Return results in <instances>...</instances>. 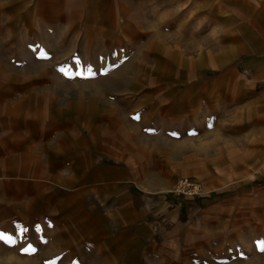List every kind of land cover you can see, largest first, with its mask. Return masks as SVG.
<instances>
[{
  "label": "crops",
  "instance_id": "1",
  "mask_svg": "<svg viewBox=\"0 0 264 264\" xmlns=\"http://www.w3.org/2000/svg\"><path fill=\"white\" fill-rule=\"evenodd\" d=\"M0 233V264H264V0H0Z\"/></svg>",
  "mask_w": 264,
  "mask_h": 264
},
{
  "label": "rangeland",
  "instance_id": "2",
  "mask_svg": "<svg viewBox=\"0 0 264 264\" xmlns=\"http://www.w3.org/2000/svg\"><path fill=\"white\" fill-rule=\"evenodd\" d=\"M159 52H161L160 49H156ZM140 63L139 64H135V65H131L128 66L126 68H112V67H108L106 69H100V68H90L92 70L93 73H95V75H89L91 78L98 79V81H94V85L92 90H86V95L88 94H93V96H95V98L97 99V102L99 104H103L106 103L105 97H103V94L105 92H109L110 94H114L118 91H128V90H137L139 88H141L144 84L149 82V78H147V76H145L146 74V70L149 69V67L155 68L157 70H159L160 72H162V70L164 69L162 64L159 63H155L150 61L149 64L146 65H142L141 64V60H139ZM88 73V69L86 70ZM106 71V72H105ZM100 75L101 77H104V75L107 76V78L100 80ZM137 75H139L140 77H145L144 79L141 78L142 82L138 81ZM84 87V86H83ZM82 88L78 87L76 90V96H78L79 94H83ZM88 86H86L87 88ZM90 92V93H89ZM185 166V165H184ZM174 169V168H172ZM170 169L169 172L164 171V173H166L163 178L166 180H171V183L169 185L168 188H165L163 191H165V193H172L174 194L175 192L179 191V190H189L192 188H196L197 192L193 195H190L189 197H193V198H199V197H203L204 195L207 194L204 186L201 184L200 180L197 177H193L191 174H189L185 168H178L177 167V171ZM187 182H190L191 184L187 185ZM182 183H186L185 187H180L182 185ZM200 185V186H199ZM214 192H218V191H214ZM160 195V194H158ZM177 197V196H174Z\"/></svg>",
  "mask_w": 264,
  "mask_h": 264
},
{
  "label": "snow or ice",
  "instance_id": "3",
  "mask_svg": "<svg viewBox=\"0 0 264 264\" xmlns=\"http://www.w3.org/2000/svg\"><path fill=\"white\" fill-rule=\"evenodd\" d=\"M62 72H65L67 75H69V76H72V75H82V73H79V72H77V73H72L70 70H68V69H64V68H62V69H60ZM88 74L89 75H95V73H93L92 72V70L91 69H88ZM137 118H139V117H137ZM0 239H5V240H7V239H9V237H7V236H5L3 233H0ZM261 244L262 245H264V241H262L261 242ZM262 250H264V248H262ZM23 251H25V252H28V251H33V249H24Z\"/></svg>",
  "mask_w": 264,
  "mask_h": 264
},
{
  "label": "built area",
  "instance_id": "4",
  "mask_svg": "<svg viewBox=\"0 0 264 264\" xmlns=\"http://www.w3.org/2000/svg\"><path fill=\"white\" fill-rule=\"evenodd\" d=\"M191 184L190 182H187V185ZM186 186V183H182L180 187H185ZM197 192V189L196 188H192V189H189V190H179L177 192H175L174 194L177 195V196H180V197H184V198H193V197H189L190 195H193Z\"/></svg>",
  "mask_w": 264,
  "mask_h": 264
},
{
  "label": "bare ground",
  "instance_id": "5",
  "mask_svg": "<svg viewBox=\"0 0 264 264\" xmlns=\"http://www.w3.org/2000/svg\"><path fill=\"white\" fill-rule=\"evenodd\" d=\"M200 186V185H199Z\"/></svg>",
  "mask_w": 264,
  "mask_h": 264
}]
</instances>
